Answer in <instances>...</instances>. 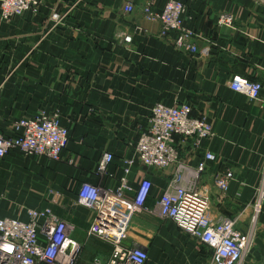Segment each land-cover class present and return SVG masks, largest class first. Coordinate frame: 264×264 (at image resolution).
<instances>
[{
	"label": "crops",
	"instance_id": "1",
	"mask_svg": "<svg viewBox=\"0 0 264 264\" xmlns=\"http://www.w3.org/2000/svg\"><path fill=\"white\" fill-rule=\"evenodd\" d=\"M39 1L37 13L0 17V133L13 136L14 121L56 111L68 142L59 160L18 149L0 158V218L27 220V208L49 207L80 244L75 264L104 263L112 244L88 233L94 214L77 193L83 183L113 190L131 160L127 179L133 191L125 198L134 199L144 178L152 186L123 243L143 247L146 264H213L212 249L160 216L157 203L178 179V164L186 167L179 184H187L209 151L215 159L205 161L198 187L208 191L211 214L234 219L241 230L256 214L264 106L229 82L235 76L258 81L264 99V0H179L195 52L187 43L178 46L173 31L161 36L160 22L143 17L148 0ZM150 1L161 11L167 0ZM126 3L132 11L124 10ZM222 15L231 16L230 25L219 23ZM156 103L188 104L192 117H204L213 127V136L197 146L193 138L175 135L178 163L166 169L147 167L134 156ZM105 152L113 159L101 172ZM226 170L233 180L221 194L213 181ZM254 226V245L240 264H264V200Z\"/></svg>",
	"mask_w": 264,
	"mask_h": 264
},
{
	"label": "built area",
	"instance_id": "2",
	"mask_svg": "<svg viewBox=\"0 0 264 264\" xmlns=\"http://www.w3.org/2000/svg\"><path fill=\"white\" fill-rule=\"evenodd\" d=\"M2 16L10 18L26 11H38L39 0H0ZM130 3L124 10L132 11ZM184 4L179 0H167L161 11L152 8L151 1L142 7L143 16L150 21L161 24L160 34L170 32L177 34L176 44L192 52L195 45L190 43L192 32L182 22ZM57 19L58 15L53 14ZM219 23L230 25L231 16L222 15ZM124 41L130 42L131 36L125 35ZM229 87L250 100H257L261 107L262 85L240 76L229 82ZM13 136L6 137L0 133V158L10 150L18 149L27 155L42 156L59 160L62 150L68 142V130L61 124L56 111H41L33 118H22L12 123ZM181 139L193 138L197 146L202 139L213 136V127L204 117H192L188 104L168 106L156 103L150 110L147 128L142 131L135 144L134 156L147 167L166 169L178 163V150L174 136ZM113 155L105 152L98 169L106 171ZM215 155L204 153V160L187 175V184H179L186 167L178 164V179L168 183L157 205L160 216L171 220L178 228L189 233L200 243L212 249L213 264H240L249 253L256 237L255 215L264 200V159L262 180L255 203L256 214L250 219L245 230L238 228L234 219L223 215H212L208 191L199 188V175L205 168V161H213ZM131 160L124 162V173L118 179L113 190L102 191L97 186L83 183L77 193L78 200L89 208L94 216L88 233L107 239L112 244V252L104 263L94 259L96 264H146L148 255L141 246H127L123 243L128 231L131 217L145 208V202L151 189V182L144 178L134 191L133 200H127L125 193L133 191L128 183L127 174ZM233 172L226 170L214 177L213 184L225 193ZM178 182V183H177ZM27 220L12 217L0 218V264H75L80 244L70 237L67 222L60 219L51 208H27Z\"/></svg>",
	"mask_w": 264,
	"mask_h": 264
},
{
	"label": "rangeland",
	"instance_id": "3",
	"mask_svg": "<svg viewBox=\"0 0 264 264\" xmlns=\"http://www.w3.org/2000/svg\"><path fill=\"white\" fill-rule=\"evenodd\" d=\"M40 5V4H39ZM38 10H39V8H38ZM1 12H2V8H1V3H0V17L3 19V20H5V21H9L10 19H12L13 17H16V16H20V15H22V14H20V15H15V16H13V17H10V18H4L3 16H2V14H1ZM31 12V11H30ZM38 11H36V12H32V13H37ZM144 17V16H143ZM145 18V17H144ZM146 19V18H145ZM98 237H100V236H98ZM102 239H104V238H102ZM104 240H107V239H104ZM107 242H109V243H111L109 240H107ZM109 245V244H108ZM112 246V245H111Z\"/></svg>",
	"mask_w": 264,
	"mask_h": 264
}]
</instances>
